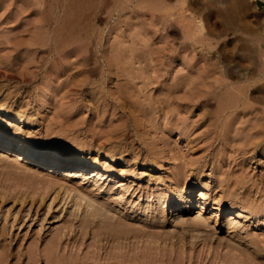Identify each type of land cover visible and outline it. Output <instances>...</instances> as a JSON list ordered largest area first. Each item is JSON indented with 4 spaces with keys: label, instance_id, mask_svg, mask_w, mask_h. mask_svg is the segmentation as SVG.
I'll return each instance as SVG.
<instances>
[{
    "label": "rangeland",
    "instance_id": "1",
    "mask_svg": "<svg viewBox=\"0 0 264 264\" xmlns=\"http://www.w3.org/2000/svg\"><path fill=\"white\" fill-rule=\"evenodd\" d=\"M263 8L0 0V264H264Z\"/></svg>",
    "mask_w": 264,
    "mask_h": 264
},
{
    "label": "bare ground",
    "instance_id": "2",
    "mask_svg": "<svg viewBox=\"0 0 264 264\" xmlns=\"http://www.w3.org/2000/svg\"><path fill=\"white\" fill-rule=\"evenodd\" d=\"M180 2V1H179ZM178 2V3H179ZM184 2V1H183ZM182 3V2H181ZM183 10V9H182ZM180 11V9H179ZM177 13V12H175ZM184 13V12H183ZM171 15V14H170ZM184 15V14H183ZM185 17V16H184ZM190 17V16H189ZM182 19V18H181ZM186 19V18H185ZM191 19V18H190ZM177 20V19H175ZM183 21V20H182ZM185 22V21H183ZM187 22V21H186ZM263 22V21H262ZM190 23V22H189ZM186 25V23H185ZM184 26V25H183ZM187 27V26H185ZM258 41V40H257ZM260 54H261V62L264 66V49L263 51H260ZM263 70V69H262ZM5 112V111H4ZM5 115H7V112H5ZM16 121H20L22 122L23 118L22 117H16L15 118ZM10 138V137H8ZM7 140V138H6ZM17 145V144H16ZM15 145V146H16ZM0 146H2L5 150H14L17 154V160H21V159H26V160H32L33 158H36L40 161H45V162H54L56 164H59V165H64L66 166L67 164H69V167H75L74 169H80V170H84L86 171L87 168L90 166L89 162L85 161V160H78L74 157H70V158H65V157H62L61 155L59 154H53V153H48V152H45V151H40L39 149L35 148V147H31V146H25V145H19V146H12L9 142L5 141L4 138L2 139L0 137ZM110 157H107L106 159L109 160L110 162H113L115 161V157L114 155H109ZM97 170L96 169H93L92 172L94 173H99V172H96ZM83 175L86 177L87 174L83 173ZM92 199V198H91ZM96 202V201H95ZM98 203V202H97ZM79 204V203H78ZM79 206V205H78ZM87 206L89 208H91L93 214H101L103 216H107L108 215V212L109 210L105 208H101L99 207L98 205H96L95 203H92L91 201H89L87 203ZM89 210V209H88ZM111 211V210H110ZM89 213V211H88ZM91 213V212H90ZM243 214L242 211H236V212H233L230 214V218H234V216H241ZM119 217V216H118ZM197 218V217H196ZM199 219V217H198ZM199 221V220H197ZM202 221L204 220H201L199 221V223H201ZM198 224V223H197ZM113 225V224H112ZM199 225V224H198ZM202 225V223H201ZM205 225V224H204ZM208 225V224H206Z\"/></svg>",
    "mask_w": 264,
    "mask_h": 264
},
{
    "label": "built area",
    "instance_id": "3",
    "mask_svg": "<svg viewBox=\"0 0 264 264\" xmlns=\"http://www.w3.org/2000/svg\"><path fill=\"white\" fill-rule=\"evenodd\" d=\"M263 10H264V8H263ZM261 28H262V31H263V34H264V17H263V22H262ZM262 45H263V48H264V39L262 41Z\"/></svg>",
    "mask_w": 264,
    "mask_h": 264
}]
</instances>
